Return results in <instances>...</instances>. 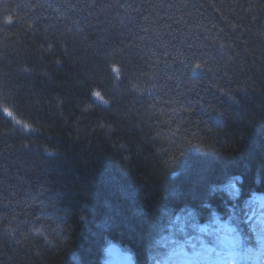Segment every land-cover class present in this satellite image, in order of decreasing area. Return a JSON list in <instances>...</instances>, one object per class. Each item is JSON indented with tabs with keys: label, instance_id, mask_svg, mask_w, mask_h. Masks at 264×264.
I'll return each instance as SVG.
<instances>
[{
	"label": "trees",
	"instance_id": "1",
	"mask_svg": "<svg viewBox=\"0 0 264 264\" xmlns=\"http://www.w3.org/2000/svg\"><path fill=\"white\" fill-rule=\"evenodd\" d=\"M255 194L264 0H0V264L256 247Z\"/></svg>",
	"mask_w": 264,
	"mask_h": 264
},
{
	"label": "rangeland",
	"instance_id": "2",
	"mask_svg": "<svg viewBox=\"0 0 264 264\" xmlns=\"http://www.w3.org/2000/svg\"><path fill=\"white\" fill-rule=\"evenodd\" d=\"M262 199L257 200L253 206V212L249 217V221L252 225V229L257 233L260 232V224L264 222V217L261 216V208L264 205V196L258 195ZM201 229L203 231H201ZM233 227L228 222H222L214 229L210 226H202L199 229V233L205 237L214 236L220 240V248H216L214 252V258L210 257L205 260L191 261L188 260L183 252L181 246L187 251L188 244H195L192 239L181 240L178 238H171L169 243L166 244L168 249L167 257L164 264H244L247 261H251L253 264H258L259 259H264V254L260 252L253 253L249 256H237L233 261L228 258V253L233 251L234 246L241 245V239L236 231H232ZM107 264H134L133 258L130 254L122 251L117 246H111L108 250Z\"/></svg>",
	"mask_w": 264,
	"mask_h": 264
},
{
	"label": "snow or ice",
	"instance_id": "3",
	"mask_svg": "<svg viewBox=\"0 0 264 264\" xmlns=\"http://www.w3.org/2000/svg\"><path fill=\"white\" fill-rule=\"evenodd\" d=\"M11 22H12L11 16L5 18V23H11ZM95 95L99 96V93H96ZM4 111L8 112V114L11 115V112H9L8 109H4ZM260 199L262 198L253 196V199L248 202L249 207L254 206L256 201ZM261 216L264 217V205H262L261 208ZM35 231L38 234L41 235L43 234V232L40 229H35ZM201 231L203 230L201 229ZM232 231H235V229H232ZM181 232H183V229H181ZM256 245H257L256 247L244 246L242 244L234 246L233 251H230L228 253V258L234 261L237 256H249L256 252H260L264 254V222L260 224V238L257 239ZM217 247H219L217 241L201 240L198 246L196 244L189 243L187 251H185L183 246H181V251L188 260L197 261V260L208 259L210 255L216 251Z\"/></svg>",
	"mask_w": 264,
	"mask_h": 264
}]
</instances>
